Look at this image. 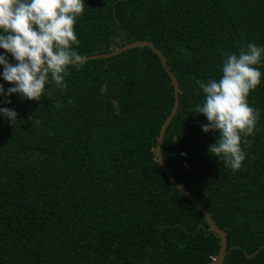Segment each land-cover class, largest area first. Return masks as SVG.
<instances>
[{"label":"trees","instance_id":"1","mask_svg":"<svg viewBox=\"0 0 264 264\" xmlns=\"http://www.w3.org/2000/svg\"><path fill=\"white\" fill-rule=\"evenodd\" d=\"M84 3L80 54L144 40L164 54L180 85L164 160L227 233L223 264H264V75L247 98L258 130L235 173L209 154L219 133H204L207 118L194 111L204 99L195 82L221 77L222 52L264 46V0ZM69 71L67 90L48 84L38 102L0 96L17 113L13 125L0 115V264H212L220 239L157 160L175 100L159 56L134 48Z\"/></svg>","mask_w":264,"mask_h":264},{"label":"clouds","instance_id":"2","mask_svg":"<svg viewBox=\"0 0 264 264\" xmlns=\"http://www.w3.org/2000/svg\"><path fill=\"white\" fill-rule=\"evenodd\" d=\"M84 8V0H0V49L5 53L0 54V66L3 80L12 85L5 90L0 84V96L17 94L22 100L38 102L46 96L48 84L67 90L69 68L80 70L86 62V56L76 50L79 40L74 32ZM221 54V77L195 82L204 99L194 111L207 118L208 123L201 125L204 133H219L209 146V154L235 173L246 158L242 147L248 143L245 138L258 130L260 110L251 107L247 98L264 75L259 67L264 61V46L249 42L241 45L238 53ZM9 55L14 64L9 63ZM0 115L12 125L17 123L14 109L0 108Z\"/></svg>","mask_w":264,"mask_h":264},{"label":"water","instance_id":"3","mask_svg":"<svg viewBox=\"0 0 264 264\" xmlns=\"http://www.w3.org/2000/svg\"><path fill=\"white\" fill-rule=\"evenodd\" d=\"M143 47H149L154 53H156L161 62L163 67L166 69L169 77L172 80V84L174 86V106L171 110L170 115L167 117L165 120L164 124L161 127L158 139L156 141V156L159 164L162 167L163 172L166 174L168 177L169 181L184 195L186 196L198 209L199 211L204 215L208 225L209 229L211 232L215 233L217 237L220 239V250L218 256L213 260L212 264H223L225 262V259L229 253L228 251V237L227 233L223 231L213 220L212 216L210 213L207 211V209L204 207V205L191 193L189 192L186 188H184L178 180L173 176L172 172L170 171L166 161L164 160L163 154H162V143L166 134V130L171 124L173 118L175 117L178 108L180 106V97H179V91H180V85L178 82L177 77L175 74L170 70L167 64V59L164 56V54L156 48L153 42L151 41H135L133 43H126L123 47H119L115 49L114 51L106 54H98V55H92L86 57V61H91V60H97V59H110L114 56H117L125 51L134 49V48H143ZM257 251L256 253H258ZM255 253V254H256ZM255 254L250 255V257H253Z\"/></svg>","mask_w":264,"mask_h":264}]
</instances>
